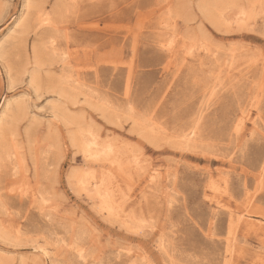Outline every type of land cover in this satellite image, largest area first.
<instances>
[{"label":"rangeland","instance_id":"obj_1","mask_svg":"<svg viewBox=\"0 0 264 264\" xmlns=\"http://www.w3.org/2000/svg\"><path fill=\"white\" fill-rule=\"evenodd\" d=\"M219 1L0 0V264H264V0Z\"/></svg>","mask_w":264,"mask_h":264},{"label":"bare ground","instance_id":"obj_2","mask_svg":"<svg viewBox=\"0 0 264 264\" xmlns=\"http://www.w3.org/2000/svg\"><path fill=\"white\" fill-rule=\"evenodd\" d=\"M29 1V0H28ZM232 0H220L218 3H215V5L216 6H218V7H220L222 4H230V2H231ZM31 3V4H30ZM26 4H28L29 6L30 5H32V2L30 1V2H28V3H26ZM214 5V6H215ZM28 6V7H29ZM27 7V8H28ZM216 8V7H215ZM221 10V9H220ZM220 10H219V13H220ZM239 10V9H238ZM212 11H214V10H212ZM245 11H247V10H245L244 8H241L240 10H239V14L241 15V17L244 15V14H246V12ZM216 13H218L217 12V10H216ZM218 13V14H219ZM221 15V14H220ZM222 16V15H221ZM246 16H248V15H246ZM223 20V19H222ZM35 45V44H34ZM39 47V46H38ZM39 50V49H38ZM35 47H33V51H32V54H34L36 57V59H38V57H37V54L39 53V52H37L38 51ZM36 52H37V54H36ZM234 56V55H233ZM34 57V56H33ZM37 61V60H36ZM36 74H34V72H32V73H30V80L32 81L31 83H35V80H36ZM10 87L12 86V80H10ZM13 86H14V82H13ZM12 86V87H13ZM11 87V88H12ZM8 104L9 103H6L5 105H4V111H8L9 112V108H8ZM9 114V113H8ZM8 114H4V117L5 118H7L8 117ZM10 115V114H9ZM12 117V116H11ZM16 117V116H15ZM187 117V116H186ZM9 118V117H8ZM13 118V117H12ZM17 119V118H16ZM21 120V119H20ZM18 122V121H17ZM198 122H200V121H198ZM16 123V122H15ZM18 127V126H17ZM3 128V121H0V129H2ZM15 129V128H14ZM4 130V129H3ZM17 132V131H16ZM16 132H15V134H16ZM27 133H29V132H27ZM183 133H185V132H183ZM1 134H3V133H1ZM0 134V135H1ZM182 134V133H181ZM188 135V133L186 134V136ZM26 136H27V134H26ZM184 135H182V137H183ZM189 137V136H188ZM27 138V137H26ZM29 141V140H28ZM153 141V140H152ZM149 142V141H148ZM152 143V142H151ZM93 144V143H92ZM27 145V144H26ZM80 145V148H82L84 145H82L81 143L79 144ZM78 145V146H79ZM184 145V144H183ZM21 146V145H20ZM30 145L28 144V147H29ZM93 146H94V144H93ZM155 146V145H154ZM27 147V148H28ZM156 147V146H155ZM22 148V147H21ZM88 148H90V147H88ZM83 149V148H82ZM112 149V148H111ZM111 149H110V151H111ZM114 149V148H113ZM232 151V150H231ZM98 152V151H97ZM100 152V151H99ZM105 152V151H104ZM113 152V151H112ZM37 153V152H36ZM35 153V154H36ZM115 153V152H114ZM34 154V155H35ZM100 155H101V152L99 153ZM111 154V153H110ZM29 155H30V152H29ZM99 155V156H100ZM108 156V155H107ZM225 156V155H224ZM103 158V157H102ZM37 159V158H36ZM95 159V158H94ZM97 159V158H96ZM88 160V159H87ZM92 160V159H91ZM98 160V159H97ZM121 160V159H120ZM37 161V160H36ZM99 161V160H98ZM102 161V160H101ZM116 163V162H115ZM37 164V162L35 163V165ZM261 166H262V164H261ZM260 166V167H261ZM36 169V168H35ZM262 169V168H261ZM72 175V174H71ZM82 177H83V175H81ZM74 177V176H73ZM81 177V178H82ZM71 178V177H70ZM210 179V178H209ZM208 179V180H209ZM153 180V179H152ZM261 180V179H260ZM75 181H77V183H79V184H81L82 185V181L79 179V178H77ZM151 181V180H150ZM103 182H105V181H103ZM76 185V184H75ZM93 185V184H92ZM100 185H101V183H100ZM96 186V185H95ZM87 187H89V186H87ZM97 189H98V187H96ZM90 189V188H89ZM101 189V188H100ZM77 190V189H76ZM91 190V189H90ZM93 190V189H92ZM96 190V189H95ZM99 191V190H98ZM112 191V190H111ZM103 193V192H102ZM104 194V193H103ZM102 196H104V195H102ZM101 196V197H102ZM106 196V195H105ZM110 196V195H109ZM100 197V196H99ZM107 201V200H106ZM110 201V200H109ZM111 202V201H110ZM242 216V215H241ZM241 219V218H240ZM123 222V221H122ZM124 224H126V223H124ZM127 226V225H126ZM251 226V225H250ZM128 227V226H127ZM232 243L233 242H231V240H226V242H225V245H226V251L227 252H230L231 250H232ZM223 256V255H222ZM223 259V258H222Z\"/></svg>","mask_w":264,"mask_h":264}]
</instances>
